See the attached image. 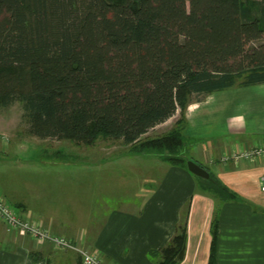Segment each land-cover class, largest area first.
<instances>
[{"label": "trees", "instance_id": "1", "mask_svg": "<svg viewBox=\"0 0 264 264\" xmlns=\"http://www.w3.org/2000/svg\"><path fill=\"white\" fill-rule=\"evenodd\" d=\"M259 83L264 0H0V108L20 101L39 138L120 139L187 169V105ZM177 110L171 129L143 136ZM196 178L218 199L238 197L210 172ZM211 235L208 264H215L216 217ZM185 243L183 221L149 256L178 264Z\"/></svg>", "mask_w": 264, "mask_h": 264}, {"label": "crops", "instance_id": "2", "mask_svg": "<svg viewBox=\"0 0 264 264\" xmlns=\"http://www.w3.org/2000/svg\"><path fill=\"white\" fill-rule=\"evenodd\" d=\"M175 114L178 119L179 111ZM182 131L185 154L235 192L236 199L216 198L200 188L195 174L157 155L161 177L135 207L111 208L103 184L72 171V165L85 161L55 155L42 158L39 172L26 173L14 185L0 177V196L19 215L38 219L52 233L98 250L105 264H153L156 258L149 251L162 248L183 221L186 243L178 264H208L215 217V264H264V192L259 187L264 158L222 159L237 148L264 142V83L193 99L185 109ZM6 145L0 144V152L11 151ZM0 264L82 262L76 251L8 230L0 219Z\"/></svg>", "mask_w": 264, "mask_h": 264}, {"label": "rangeland", "instance_id": "3", "mask_svg": "<svg viewBox=\"0 0 264 264\" xmlns=\"http://www.w3.org/2000/svg\"><path fill=\"white\" fill-rule=\"evenodd\" d=\"M177 117L178 114H175L143 136L151 137L167 132ZM28 130L20 101H15L7 108H0V136L6 139L5 148H11L9 153L0 152V175L3 174L0 177L11 185L26 173L39 172L42 168L40 160L55 155L56 150H59L56 153L59 159L85 161V165H72V171L78 170L79 174L94 178L97 185L103 184L108 199L106 203L111 208L138 206L146 189L153 183L156 185V179L161 177L162 168L155 153L138 154L129 150L130 146L120 139L99 138L91 145H84L56 138H39L31 135ZM190 156L187 154V157Z\"/></svg>", "mask_w": 264, "mask_h": 264}, {"label": "built area", "instance_id": "4", "mask_svg": "<svg viewBox=\"0 0 264 264\" xmlns=\"http://www.w3.org/2000/svg\"><path fill=\"white\" fill-rule=\"evenodd\" d=\"M0 143L6 144L4 136H0ZM239 158L260 160L264 158V142L246 148H237L232 154L226 153L222 159ZM259 187L264 192V173L260 176ZM0 219L8 230L22 231L38 242L48 241L64 250H74L80 257L82 264H105L98 250H90L76 243L64 235H56L46 228L38 219L23 217L0 196Z\"/></svg>", "mask_w": 264, "mask_h": 264}, {"label": "water", "instance_id": "5", "mask_svg": "<svg viewBox=\"0 0 264 264\" xmlns=\"http://www.w3.org/2000/svg\"><path fill=\"white\" fill-rule=\"evenodd\" d=\"M187 170L201 178L209 177V171L192 159L187 161Z\"/></svg>", "mask_w": 264, "mask_h": 264}]
</instances>
